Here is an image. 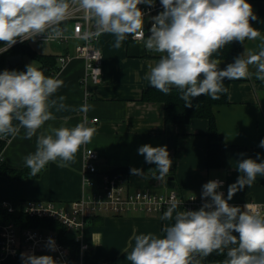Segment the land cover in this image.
<instances>
[{"label":"clouds","instance_id":"9594fccd","mask_svg":"<svg viewBox=\"0 0 264 264\" xmlns=\"http://www.w3.org/2000/svg\"><path fill=\"white\" fill-rule=\"evenodd\" d=\"M160 3L163 11L152 17L150 35L143 40L147 51L160 54L154 65L149 64L146 76L157 91L168 95L176 89L184 106L191 108L192 100L201 95L219 100L228 92L224 79L249 78L250 65L255 66L256 78L264 81V43L258 52L238 56L224 69L219 68L220 59L214 58L233 41H264L261 32L250 23L257 17L247 0H160ZM141 4L154 7L155 0H0V43L4 46L0 52L18 41L34 40L42 34L46 35V41L63 38L67 29L61 25L73 11L82 12L85 21L94 22L95 31L81 34L77 29L80 39L111 34L115 37L113 46L119 49L128 36L141 39L145 36ZM63 84V80L46 76L33 63L26 66V71L0 72V136L15 137L21 129L25 130L26 139L36 136L34 153L24 158L31 176H36L50 162L60 168L74 164L80 148L90 143L96 133L94 127L88 126L87 113L93 106L85 103L79 109L84 114L82 122L71 128L50 127L46 133L37 135L47 121L55 119L51 109L58 101L52 97ZM64 99L59 97L57 111L65 107ZM259 147L264 148V139ZM138 153L145 157L146 163L156 165V169L149 170L153 179L164 181L168 177L172 160L167 146L145 144ZM237 170L241 175L229 185L227 199L217 191L223 182L211 180L202 186L205 203L199 210L178 211L180 201H171L161 219L174 222L164 229V236L136 235L127 261L200 264L201 259L217 252L226 253L222 264H264V214L252 211L250 204H245L242 210L228 203L238 190L250 188L257 177H264V162L242 159ZM130 173L145 175L137 168L130 169ZM47 247L55 251V241L49 238ZM21 259L23 264H59L50 255L22 253Z\"/></svg>","mask_w":264,"mask_h":264},{"label":"crops","instance_id":"0c3cea01","mask_svg":"<svg viewBox=\"0 0 264 264\" xmlns=\"http://www.w3.org/2000/svg\"><path fill=\"white\" fill-rule=\"evenodd\" d=\"M259 2L253 8L256 17L264 11V0ZM151 21V18L144 20V27ZM261 35L264 36V32ZM114 41L111 34L102 37L99 43L103 54L102 81L99 85L90 83L87 91L81 85V78L86 73L82 58L74 57L65 66L57 62L55 77L63 80L64 84L52 97L58 101L57 106L51 109L55 119L47 121L37 133H46L50 127H74L82 122L84 114L79 109L87 103L93 106L87 113L88 126L96 129L91 142L80 148L76 162L69 167L60 168L57 163L50 162L36 176L14 181L1 176L2 201L15 209L38 201L54 202L69 210L70 205L85 194L84 154L89 149L99 155L102 171L126 172V180L135 190H150L158 195H169L175 190L187 195H202V186L217 180L223 182L217 191L227 199L229 185L241 175L237 170L238 162L247 158L264 162V148L259 147L264 139V81L256 78L255 66H249L252 73L249 78L232 81L230 104L214 109L217 128L222 136L221 165L210 168L209 122L193 120L188 125H168L164 104L143 100L145 92L153 89L146 79L148 66L154 65L160 54L147 51L144 42L134 40L133 36H128L119 49L113 46ZM262 43L264 41L260 39L245 40L242 55L258 52ZM62 53L65 51L49 55L60 56ZM68 53L74 54L73 49H67L65 54ZM229 63L233 62L221 61L219 68L224 69ZM15 65L10 62V67ZM60 96L65 97V107L57 111ZM24 131L21 129L5 147V166L10 170L29 169L24 158L34 153L36 136L26 139ZM145 144L167 146L172 167L164 181L153 179L149 170L156 169V165L146 163L145 157L138 153L139 147ZM132 168L141 169L145 175H131ZM228 203L242 210L245 204L254 203L264 210V177H257L250 188L245 186L238 190ZM177 210L182 211L180 208ZM162 215L99 217L84 231L92 257L98 261L112 260L109 264H131L127 261V254L134 247L136 235L152 233L163 237L164 229L174 222L162 220ZM200 264L222 263H211L203 258Z\"/></svg>","mask_w":264,"mask_h":264},{"label":"built area","instance_id":"2783aa9c","mask_svg":"<svg viewBox=\"0 0 264 264\" xmlns=\"http://www.w3.org/2000/svg\"><path fill=\"white\" fill-rule=\"evenodd\" d=\"M140 9L145 13L144 20L152 19L163 11L160 0H155L154 7L143 4ZM151 24L152 21L144 27L145 36L143 39L138 37H133V39L136 41L146 39L150 33ZM61 27L67 29L63 38L46 41V35L42 34L34 40H27L23 43L18 41L7 51L0 52V55L19 45H30L33 41H37L40 45H62L69 44L72 40H79L82 41V44L73 49L74 54L57 56V62L65 66L74 57L82 58L86 65V73L81 78L82 87L87 91L90 83L99 85L103 76V54L99 43L107 33L91 40L80 39L77 29L81 34L85 31H95L94 22L85 21L83 13L80 11H73ZM69 28L72 31L71 35L67 34ZM94 122H98V120H94ZM99 160L100 157L94 150L85 151L83 169L85 194L81 200L73 202L69 210L60 208L54 202L31 201L17 209L5 201L1 204V207L10 213L21 212L32 219H54L60 222L67 229L68 234L71 233L72 239L79 243V257L77 259L73 257L61 236L56 232L20 229L15 223L0 222V264H6L8 260L21 259L22 253L37 256L50 255L59 264H87V255L91 253L92 249L84 239V231L92 217L163 214L173 200L180 201L178 208L182 211L199 210L205 203L202 195H187L179 190H175L169 195L153 194L150 190H135L126 180L125 174L115 170L102 171ZM4 163L5 148L0 152V166ZM250 205L253 206L252 211L263 213V208L258 204L251 203ZM49 238L55 241V251H51L47 247Z\"/></svg>","mask_w":264,"mask_h":264},{"label":"trees","instance_id":"16d2710c","mask_svg":"<svg viewBox=\"0 0 264 264\" xmlns=\"http://www.w3.org/2000/svg\"><path fill=\"white\" fill-rule=\"evenodd\" d=\"M145 5V4H144ZM251 25L264 32V11H261L256 20L250 21ZM242 44L238 41H233L220 50L218 56L214 58L220 61L234 62L235 58L242 56ZM3 46L0 43V48ZM29 56L40 64V69L43 70L46 76L55 77L57 71V56L54 55H40L33 51L30 45L22 44L8 52L0 55V72L10 69V59L12 57ZM20 71H26L22 69ZM224 85L228 88L226 94H222L219 100H212L206 95H201L192 100V107L184 106V101L179 98V93L173 89L170 94L165 95L157 91L155 88L145 92L143 100L149 103H162L165 106V120L168 125H188L193 120H207L210 124L209 139L210 148L208 152V162L210 168H218L221 165V148L222 136L220 135L214 109L216 107L226 106L230 104L229 94L232 80L224 79ZM14 123H18L15 122ZM13 136H0V152L6 147L7 142ZM122 174L126 172L119 171ZM5 176L9 180H20L30 177V169L25 170H10L5 166V163L0 166V177ZM2 200L0 199V222L8 224L15 223L20 229H39L51 230L61 236L64 244L69 248L74 258L79 257V243L72 239L71 233L68 234L67 229L57 220L54 219H32L27 217L24 213L14 212L10 213L7 209L1 207ZM99 217H92L88 225L94 223ZM73 234V233H72ZM208 262L222 263L226 258L225 254H218L213 252L205 257ZM112 260L98 261L95 260L91 253L87 255V264H109ZM6 264H23L22 259L8 260Z\"/></svg>","mask_w":264,"mask_h":264},{"label":"rangeland","instance_id":"374dc122","mask_svg":"<svg viewBox=\"0 0 264 264\" xmlns=\"http://www.w3.org/2000/svg\"><path fill=\"white\" fill-rule=\"evenodd\" d=\"M247 2L249 4L252 5V8L255 7V5H257L259 2V0H247ZM68 35L72 34L71 29L69 28L67 31ZM82 41L79 40H72L66 44H54V45H40V43H38L37 41H33L31 42L30 46L33 49V51L37 52L40 55H49V54H55L58 53L59 51H65V53L67 52V49H74L76 46L81 45ZM65 53L59 54V55H65ZM11 62H14V64H16L15 66H11L9 71L15 70V71H20L22 69H26V66L29 64L33 63V66L35 67H39L40 64L35 61L34 59L30 58L27 55H24L20 58L18 57H12L11 58Z\"/></svg>","mask_w":264,"mask_h":264},{"label":"water","instance_id":"95a60500","mask_svg":"<svg viewBox=\"0 0 264 264\" xmlns=\"http://www.w3.org/2000/svg\"><path fill=\"white\" fill-rule=\"evenodd\" d=\"M148 35H150V33ZM18 58H20V57H18ZM10 62H11V59H10Z\"/></svg>","mask_w":264,"mask_h":264}]
</instances>
